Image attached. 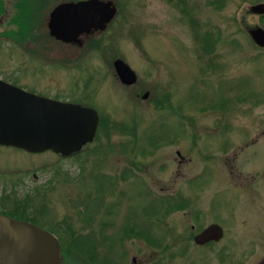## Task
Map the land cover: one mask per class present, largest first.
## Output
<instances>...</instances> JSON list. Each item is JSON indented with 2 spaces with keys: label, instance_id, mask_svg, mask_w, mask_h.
Wrapping results in <instances>:
<instances>
[{
  "label": "rangeland",
  "instance_id": "obj_1",
  "mask_svg": "<svg viewBox=\"0 0 264 264\" xmlns=\"http://www.w3.org/2000/svg\"><path fill=\"white\" fill-rule=\"evenodd\" d=\"M113 1L118 10L99 50L93 55L72 50L67 65L38 72L25 88L93 108L109 129L97 130L93 143L73 158L0 148V166L22 167V199L36 186L50 185L36 203L46 211L36 214L40 226L65 243L72 230L95 243L92 260L71 250L62 264H132L133 258L136 264L259 261L264 48L247 31L264 29V16L250 12L264 0ZM204 34L211 52H203ZM116 59L136 73L134 86L120 83ZM133 129L130 135L127 130ZM117 143L134 146L133 158L112 153ZM132 162L139 169L122 179ZM1 188L0 183V197ZM176 190L180 208L185 201L187 209L165 219L145 214L158 197ZM127 222L157 238L162 227L171 232L168 244L154 249L143 239L119 242ZM211 224L223 229V238L196 246L193 237Z\"/></svg>",
  "mask_w": 264,
  "mask_h": 264
},
{
  "label": "water",
  "instance_id": "obj_2",
  "mask_svg": "<svg viewBox=\"0 0 264 264\" xmlns=\"http://www.w3.org/2000/svg\"><path fill=\"white\" fill-rule=\"evenodd\" d=\"M250 12L264 16V3L251 6ZM116 13L112 1L62 4L51 13L49 27L57 39L73 42L92 29L104 31ZM247 32L253 43L263 49L264 29L254 27ZM113 68L121 84H136V73L123 60H114ZM148 96L147 92L142 98ZM98 123L99 115L93 108L35 95L0 81V146L29 154L49 151L69 157L94 141ZM223 235L219 225L211 224L193 241L201 247L219 242ZM0 264H62L60 241L33 223L0 215Z\"/></svg>",
  "mask_w": 264,
  "mask_h": 264
},
{
  "label": "flooded vegetation",
  "instance_id": "obj_3",
  "mask_svg": "<svg viewBox=\"0 0 264 264\" xmlns=\"http://www.w3.org/2000/svg\"><path fill=\"white\" fill-rule=\"evenodd\" d=\"M89 1L93 0H0V81L26 91L25 88L31 86L30 78L38 72L53 69L55 64L67 65L72 50L90 55L99 50L103 33L99 29L83 33L73 42H65L53 36L49 27L51 13L58 6ZM99 1L114 3L113 0ZM114 5L116 6L115 3ZM56 24L57 27H60L59 23ZM60 56L63 60L56 61L55 58ZM128 133L134 135L135 131H128ZM0 148L12 147L0 146ZM134 150L135 147L127 143H117L111 148L112 153L123 154L121 156L128 157V159L133 158ZM175 153L176 157L180 158L177 162L179 166L182 163V157L179 151ZM73 157L74 155L67 158ZM174 161L177 159L174 158ZM134 169H139V167H135L132 162V165L121 173L122 179H127L132 175ZM22 174V167L18 164L14 168L0 166V183L2 185L0 215L21 220L16 216L22 209V193L19 195L23 180ZM36 178L34 175V179ZM49 186V184L36 186L33 193L38 192L36 196L39 197L42 195L40 194L41 190H45ZM163 196L166 211L172 213L181 210L182 197L179 191L176 190L174 194H163ZM257 213L260 214L259 222H257L260 232L259 239H261L259 244L260 248L264 249V210H259ZM40 228L49 231L42 225ZM49 232L51 233V231ZM132 264H136V261H132ZM226 264H264V254L261 255L259 261H227Z\"/></svg>",
  "mask_w": 264,
  "mask_h": 264
},
{
  "label": "trees",
  "instance_id": "obj_4",
  "mask_svg": "<svg viewBox=\"0 0 264 264\" xmlns=\"http://www.w3.org/2000/svg\"><path fill=\"white\" fill-rule=\"evenodd\" d=\"M248 33V32H247ZM204 37L201 38V43H202V49L204 53H207V50L209 48H211L210 52L213 50V46L212 44L209 45V41L211 42L210 36L208 34H204ZM250 38V37H249ZM251 39V38H250ZM252 41V40H251ZM253 42V41H252ZM260 49V48H259ZM168 103V102H167ZM103 127H105L106 129H109L108 124H104L102 119H99V124H98V130L100 131ZM125 130V128H124ZM127 131H134L133 130H127ZM136 141V140H135ZM136 145V142L134 143ZM80 153V152H79ZM79 153L74 154L75 156H78ZM141 153H145L144 150L141 151ZM59 157H62L61 155H58ZM67 158V157H66ZM133 165L136 167V164L133 163ZM38 194V192L36 194H34L32 192V194H27L21 201V212L17 214V218H20L23 221H27L30 223H33L37 226H40V222L39 219L40 216H37L36 214H41L42 216H44L45 214V208L41 207L38 208L39 206L36 205L37 201L39 200V197L36 196ZM164 196L158 197L152 204V206L150 207V210H145V214L148 216H156V217H163L164 219L167 218V216L170 214V211H166L165 210V205H164ZM188 206H190V204L185 203V201H182V205H181V210H185L188 208ZM161 232V235L159 238L157 237H153V235H151V233H149L146 229L139 228L137 227V225H135V223H130L127 222L121 233H119L120 237L118 238L119 242H123L125 240H129V239H143L145 240V242L151 246L154 249H158L161 248L163 246V243L168 244V240L167 238L169 237V234L171 235V232H166L162 227H157ZM202 230V229H201ZM200 230V231H201ZM169 233V234H168ZM114 239V238H113ZM111 240V239H110ZM188 240H192V237L189 238ZM61 242V251H62V263L65 261V257H67L69 254H71V250L73 252H75L76 254H78L79 256H85L87 257V259L92 260V255H93V248H94V244L90 245L87 244L84 239V236H82L80 233H76L75 231H70V235H69V239L68 241H66V243L64 241H62V239L60 240ZM167 241V242H166ZM115 242L114 240H111V244H113ZM173 244H175L177 241L175 238H173L172 240ZM215 243H209L205 246H209V245H213ZM167 246L169 245H165L164 248H167ZM110 250H112L113 248L110 246H108Z\"/></svg>",
  "mask_w": 264,
  "mask_h": 264
}]
</instances>
